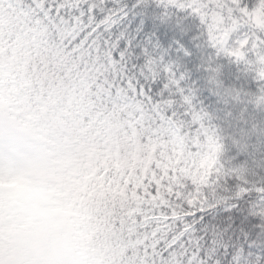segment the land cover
<instances>
[{"label": "snow or ice", "instance_id": "obj_1", "mask_svg": "<svg viewBox=\"0 0 264 264\" xmlns=\"http://www.w3.org/2000/svg\"><path fill=\"white\" fill-rule=\"evenodd\" d=\"M257 9L264 12V0L251 7L248 0H0V27L22 22L34 44L82 69L101 104L136 128L141 143L155 142L169 157L176 147L186 158L213 155L203 175L186 159L165 167L160 156L129 180L115 220L119 264H264V143L222 133L200 103L207 85L197 82L195 63L207 50L216 89L220 56L254 66L264 82ZM181 13L198 21V32L175 42L166 29ZM255 102L264 105V89Z\"/></svg>", "mask_w": 264, "mask_h": 264}, {"label": "trees", "instance_id": "obj_2", "mask_svg": "<svg viewBox=\"0 0 264 264\" xmlns=\"http://www.w3.org/2000/svg\"><path fill=\"white\" fill-rule=\"evenodd\" d=\"M254 2L248 0L249 7ZM166 31L175 42L187 40L189 34L192 37L197 34L198 21L181 13L180 22L174 19ZM208 54L207 50L199 51L195 60L200 77L197 82L207 85L201 90L200 103L220 122L226 137L232 133L243 143H264V105L255 102L264 89V82L257 80L255 67L226 56L218 57L214 66L218 68L217 78L222 87L216 89L207 79L210 74L205 70ZM4 60L15 62L16 72L11 70L2 83H5V91L14 95L18 107L25 113L32 112L37 119L35 123L45 132L83 147L95 169L104 197L100 210L106 229L103 252L96 264H119L122 249L115 228L116 213L129 180L135 178L137 172L143 175L153 162L159 163L160 156L164 158L165 167L186 159L193 174H206L213 167L210 152L196 158L190 154L186 158L183 150L176 147L169 157L156 151L155 142L145 139L141 143V133L136 128L125 127L118 113L101 104L83 70L34 44L22 22L13 28L0 27V64Z\"/></svg>", "mask_w": 264, "mask_h": 264}, {"label": "clouds", "instance_id": "obj_3", "mask_svg": "<svg viewBox=\"0 0 264 264\" xmlns=\"http://www.w3.org/2000/svg\"><path fill=\"white\" fill-rule=\"evenodd\" d=\"M264 29V12L252 16ZM0 128V264H96L106 239L103 193L86 153L38 123Z\"/></svg>", "mask_w": 264, "mask_h": 264}, {"label": "rangeland", "instance_id": "obj_4", "mask_svg": "<svg viewBox=\"0 0 264 264\" xmlns=\"http://www.w3.org/2000/svg\"><path fill=\"white\" fill-rule=\"evenodd\" d=\"M9 118H10L9 114L0 116V122H3V121H5V120H7ZM11 140H12V138L10 136H7L4 133L3 129L0 128V147H3V145H4L5 142H11Z\"/></svg>", "mask_w": 264, "mask_h": 264}]
</instances>
